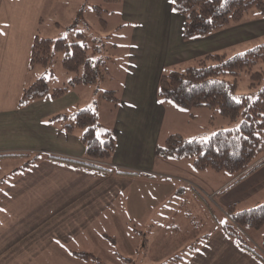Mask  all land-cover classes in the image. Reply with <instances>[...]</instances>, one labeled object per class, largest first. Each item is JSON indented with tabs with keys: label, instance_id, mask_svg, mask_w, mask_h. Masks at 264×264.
I'll return each instance as SVG.
<instances>
[{
	"label": "crops",
	"instance_id": "crops-1",
	"mask_svg": "<svg viewBox=\"0 0 264 264\" xmlns=\"http://www.w3.org/2000/svg\"><path fill=\"white\" fill-rule=\"evenodd\" d=\"M13 1L32 7L40 15L44 6L43 0ZM129 2L122 3L123 15L129 14L123 5ZM79 8L73 6V14L63 13L61 25L58 15L46 7L45 20L41 19L45 36H67L69 32L64 31H68ZM157 13L160 18L147 15L141 17L142 23L135 21L130 32L131 39H141L149 29L151 33L154 31L152 21L165 24V33L159 36L161 59L155 80L147 84L148 72L144 70L138 78L130 79V89L123 90L131 58L120 89H113L119 99L109 109L110 121L105 128L114 135L115 148L106 161L100 162L109 169L47 156L90 162L85 157L81 130L77 127L68 130L65 124L72 119L69 114L91 103L93 93L99 95L100 91L94 90L95 84H77L61 97L37 98L22 106L18 105L19 98L14 101L8 87L0 96V264H98L92 258L75 254L80 251L91 253L103 264H151L152 259L144 260L148 256L157 257L153 264H264L222 231L223 219H216L213 227L206 228L198 212L208 207L213 214V205L221 213L226 206L237 207L245 199L254 204L248 208L259 204L264 199V162L246 174H217L222 180L216 182L214 173L209 175V170L196 169L191 159L164 158L155 151L162 142L160 139L168 136L161 135L167 101L157 97L162 70L186 64L208 51L251 41L260 27L259 19L264 17L248 16L209 35L184 40L183 15L171 8L170 0H162ZM1 14L0 80L3 81L1 74H4L6 81H17L23 88L30 78L34 19L32 15L27 18V10ZM130 18L137 20L138 16L131 14ZM263 33L264 30L260 32ZM130 44L134 48L133 41ZM59 75L63 78L55 87L70 78L67 71ZM104 75H111V69L107 68ZM134 86L138 92L133 90ZM142 98H146V104ZM100 99L102 103L106 100ZM153 104V108H144ZM94 110L101 127L99 110ZM6 153L44 154L23 166L30 156L2 155ZM210 178L215 181L207 183L205 179ZM197 180L209 190L200 191L199 186L203 187ZM214 196L216 202L212 204ZM186 222L191 223V230ZM202 226L205 231L197 240ZM188 240H196L195 248L190 247L192 243L182 246L174 243ZM186 247V255H174Z\"/></svg>",
	"mask_w": 264,
	"mask_h": 264
},
{
	"label": "trees",
	"instance_id": "trees-1",
	"mask_svg": "<svg viewBox=\"0 0 264 264\" xmlns=\"http://www.w3.org/2000/svg\"><path fill=\"white\" fill-rule=\"evenodd\" d=\"M117 1V0H110ZM100 6H95L100 14ZM171 8L183 15L182 37L189 40L203 37L236 24L250 9L264 17V0H171ZM77 15L83 17L82 8ZM102 25L106 21L100 17ZM75 19L68 25L74 26ZM69 34V33H68ZM79 40L65 37H40L35 35L30 45L29 66L40 64L49 67L57 52L61 53V65L70 74L62 86L49 87L45 76L37 77L23 87L19 106L31 100L50 97L58 98L66 94L74 85H94L106 73L105 60H94L87 53V37L83 30L73 33ZM246 72L250 85L256 88L253 95H237L238 77ZM108 77V76H107ZM101 97L115 103L118 98L115 90L106 89ZM157 97L171 101L182 108L198 105L213 106L222 117L234 123L231 127L220 128L206 139L183 138L180 134L168 135L156 146V153L164 158L187 157L196 169L210 168L216 171L242 172L244 174L264 162V41L245 50L227 56L226 51H208L191 60L188 65L171 66L163 70L158 79ZM72 119L66 122L68 130L77 127L81 130L80 139L85 147V157L89 161L62 158L72 162H83L103 170L109 169L100 162L106 161L115 148V137L105 131L99 137L97 112L87 106L69 114ZM69 115H65L66 117ZM59 116V115H56ZM55 116V117H56ZM44 153H6L2 155H27L23 166L37 160ZM243 174V175H244ZM228 221L221 224L222 231L238 245L255 254L263 263L264 255L252 246L241 233L240 228H259L264 223V200L253 207L236 209L235 204L224 208ZM197 242L190 247L195 248ZM264 249V233L261 237ZM81 258H92L103 264L89 252H75Z\"/></svg>",
	"mask_w": 264,
	"mask_h": 264
},
{
	"label": "rangeland",
	"instance_id": "rangeland-1",
	"mask_svg": "<svg viewBox=\"0 0 264 264\" xmlns=\"http://www.w3.org/2000/svg\"><path fill=\"white\" fill-rule=\"evenodd\" d=\"M43 1L44 3L46 2L49 3L46 4L45 6ZM43 1H41V3L44 6L42 13L40 15L32 7L28 8L24 6L21 2H14L13 0H3L2 2H0V17L2 16L1 13H5L6 11L13 13L22 10H27V18L32 15L34 19V24H33L35 27L34 36L38 35L40 37H47L45 36L46 34H44L43 32L45 27L44 21L41 20V19L45 20L44 9L46 7L50 11H52L54 15H58L57 21H59V23H61L62 25V23H64L62 14L63 13L73 14L72 7L80 6V8H82L83 17L75 14L74 26L69 27L71 29L70 31H66L65 30L66 28H64L65 30L64 33L69 32L68 39L71 41L74 40L76 41L79 39H77L76 36L73 35V33L77 30L83 29L87 37V53L89 54V56L92 57L94 60H98V59L105 60L108 70L110 71L111 69V75H109L108 77L104 75L98 78V80L95 82L94 90H99L101 93L106 89L117 88L118 91L122 85L126 66L129 65L131 58L133 59V61L125 76L123 82V90L130 89V85H131L130 79L132 77L138 78L140 72L144 70L148 72L147 84L155 80L156 66L161 59V41L159 40V36L165 33L163 28L165 27V24H162L160 20L152 21L151 22L152 27L155 26L154 31H152L151 33V30L149 29L147 35L142 34L140 36L141 39H139L138 37L134 38V40L133 38L131 39L130 32L133 25H135V21L138 23H142L141 17L144 18L145 16L150 15L152 19L154 18V16L160 18V15L157 12L159 10V4L162 0H130V2L127 5L123 4L127 8V11L129 12V14L127 15H123L121 12L122 3L123 1L126 0H117L116 2L110 0H43ZM97 5L101 7L100 14L96 12L95 6ZM129 8H131L132 10L131 12L128 10ZM253 11H257V10L254 8L250 9V11L244 14L243 18L255 15L256 13ZM130 13L135 16H138L137 20L131 19ZM100 17H102L106 21L105 26H103L101 21L99 20ZM253 17L256 18L257 16H253ZM259 22L260 23L258 24H260V27L254 33L255 35L252 36L255 37L254 39L252 38L253 40L251 39V41L249 42H243L236 47L229 49L228 48L221 49L220 51L221 52L226 51L227 56H231L238 51L245 50L254 44L263 42L264 33L260 34V32L264 30V19H259ZM70 23H72V20ZM131 41H133L134 48L131 47L130 44ZM168 58L169 55L166 56L165 60H167ZM190 62L181 65H188L190 64ZM49 67L50 70L49 68L47 70V67H43L40 64H32L29 69L30 78L27 84H25L23 87L28 86L37 77L42 75L45 76L46 80L48 81L49 87H55L54 85L61 83V79L63 78V76L59 74L61 72H65L66 70L61 65L60 52H57L56 55L52 58V60L49 63ZM169 68L170 67H167L163 70L165 71L168 70ZM1 77L3 81L0 80V96L2 94H5L6 89L8 87L9 92L14 97V101L20 98L23 88L19 86V82L6 81L4 74H1ZM66 79H64L65 83L67 81ZM249 83H250L249 75L243 71L238 77V87L236 90V94L253 95L256 88L252 87ZM133 90L135 92H138V88L136 86L133 87ZM100 93L99 95L98 93H93L90 99L91 103L86 105H88L93 109L98 108L102 122L101 127H98V135L99 137H102L101 134L106 131L105 127L107 123L110 121V116L108 115L109 109L114 108V104L113 102L107 100H105L104 103H102L103 101L100 99L101 98ZM115 95L119 99L118 92L117 94L115 93ZM142 99H143V103L146 104V98H142ZM8 101H11V97H9ZM154 106L155 104H153L152 107L147 106L144 108H153ZM166 108H168V111L167 109H165L163 115V123H162V131H161L162 136H164L165 133H167L166 135H169L171 132H174L178 134L180 133L183 137L189 140L199 139V138L206 139L216 130L220 128H228L234 124L229 122L227 118L222 117L218 112H216V109L213 106L209 107L207 105H198L189 108H182L170 101H167ZM170 108H177L178 111L177 112L172 111L170 110ZM112 114L113 113H111V115ZM165 138L166 137L160 139V141H163ZM205 170H209L208 171L209 175L210 173H214L215 175L212 177L217 176V174H222L227 172V171H216L210 168H207ZM228 173L226 175H229ZM215 178L205 179V181L209 183L210 180L211 182L215 181ZM219 180H222V176L220 177L217 176L216 182H218ZM198 182L203 187L201 188L199 186L200 191L202 190L205 193V190H209L206 184H204L201 181ZM260 196H258V198ZM252 199H257V198H252ZM213 200L214 202L212 204H215L216 196L213 197ZM263 200H260V202L258 203H262ZM249 205L252 206L254 204H251L249 200L245 199L241 201V203L237 204L236 209L239 210V209L248 208ZM211 206L213 209H215L214 211L215 214L213 211H212L213 214H211L210 209L208 207L202 209L201 211H198L200 217H202L204 219V222H206V228L213 227L216 219L218 220L223 219L221 222L224 223L227 217L223 213L224 211L219 213L218 208H215L213 205ZM228 220L229 219L227 217V221ZM190 224L191 223L186 222V227L189 230H191ZM240 230L242 235L246 237L248 242L264 255V249L261 248L260 246L261 237L264 233V223L259 228H251L248 226H243ZM204 231L205 229H203L202 226V228L200 229L197 235L198 237L197 240L202 237ZM150 238L152 239V236H150ZM154 238L156 239V237ZM195 241L196 240H192V241L188 240L187 242L176 241L174 243L175 244L178 243L179 246H182L184 243H186V245H190ZM186 254H187V247L185 249L183 248L179 252H176L174 255L184 256ZM175 256H171V257L174 258ZM150 259H152L151 264H153L157 260V257L151 258L150 256H148L144 258V260H148V261H150ZM170 262L173 263V261L171 260Z\"/></svg>",
	"mask_w": 264,
	"mask_h": 264
}]
</instances>
